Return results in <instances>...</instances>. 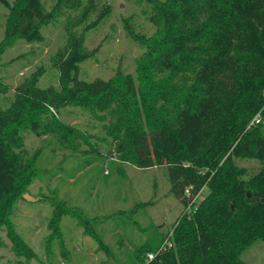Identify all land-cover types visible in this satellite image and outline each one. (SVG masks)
<instances>
[{"label": "trees", "instance_id": "trees-1", "mask_svg": "<svg viewBox=\"0 0 264 264\" xmlns=\"http://www.w3.org/2000/svg\"><path fill=\"white\" fill-rule=\"evenodd\" d=\"M0 1L8 9L0 46L44 39L54 10L42 0ZM153 6L157 28L145 45L139 82L131 73L80 78L89 54L72 35L56 59L59 85L41 87L34 73L0 109V227L11 226L23 180L38 174L22 131L59 130L71 142L81 130L52 110L78 105L114 117L133 161L151 159L138 155L149 128L152 157L167 166L172 192L184 204L170 244L139 264H247L245 250L264 242V165L245 178L238 160L264 162V0H155ZM183 70H190V84L171 86L156 74ZM203 184L208 192L189 210Z\"/></svg>", "mask_w": 264, "mask_h": 264}, {"label": "rangeland", "instance_id": "rangeland-1", "mask_svg": "<svg viewBox=\"0 0 264 264\" xmlns=\"http://www.w3.org/2000/svg\"><path fill=\"white\" fill-rule=\"evenodd\" d=\"M154 1L42 0L45 10H54L53 20L43 27L44 39L17 38L0 46V109L9 106L16 87L34 73L41 87L59 85L56 59L67 51L72 35L89 54L80 63V78L131 73L139 82L145 45L157 28ZM7 13L0 1V43ZM156 74L166 76L171 86L190 84L192 77L190 70ZM52 112L81 132L67 142L59 130L42 135L30 128L22 131L38 174L29 183L23 180L9 216L11 226L0 227V264H139L169 244L184 204L172 192L167 166L152 157L151 130L146 129L144 149L138 150L151 159L141 163L129 159L125 130L113 129L109 112L95 114L78 105ZM238 163L245 178L264 165L248 157ZM27 192L38 199L26 200ZM207 192L203 184L189 210ZM243 260L264 264V242L250 245Z\"/></svg>", "mask_w": 264, "mask_h": 264}, {"label": "water", "instance_id": "water-1", "mask_svg": "<svg viewBox=\"0 0 264 264\" xmlns=\"http://www.w3.org/2000/svg\"><path fill=\"white\" fill-rule=\"evenodd\" d=\"M24 198L26 199V200H29V201H36L37 199H38V197H35V196H33V195H31L30 193H25L24 195Z\"/></svg>", "mask_w": 264, "mask_h": 264}, {"label": "built area", "instance_id": "built-area-1", "mask_svg": "<svg viewBox=\"0 0 264 264\" xmlns=\"http://www.w3.org/2000/svg\"><path fill=\"white\" fill-rule=\"evenodd\" d=\"M191 188H192V186H190V187L187 189L188 194H190V192H191ZM196 196H197V195H195L194 198H195ZM194 198L192 199V202L194 201ZM195 207H196V206H195ZM194 209H195V208H194ZM169 244H170V242H169ZM162 248H165V246H164V247L162 246L161 249H162ZM154 255H155V254L150 253V254H149V259H152V258L154 257Z\"/></svg>", "mask_w": 264, "mask_h": 264}]
</instances>
